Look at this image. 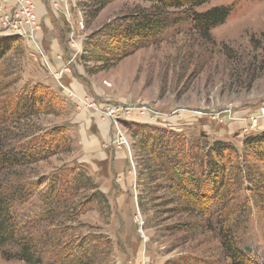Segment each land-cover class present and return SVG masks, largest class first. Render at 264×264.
<instances>
[{
    "label": "rangeland",
    "instance_id": "obj_1",
    "mask_svg": "<svg viewBox=\"0 0 264 264\" xmlns=\"http://www.w3.org/2000/svg\"><path fill=\"white\" fill-rule=\"evenodd\" d=\"M151 7L148 1L119 0L93 16L81 0H36L40 29L13 36L1 23L12 7H1L0 0V39L14 41L0 61V116L10 102L39 86L56 95L58 105L20 121L14 129L17 145L34 144L54 128L65 130L62 146L70 143V150L63 146L14 172L17 176H1L30 194L16 201L13 213L19 229L43 246L44 264L74 263V246L85 241L91 243L90 255L82 264H231L217 235L220 209L211 224L185 228L193 219L176 214L167 184L140 180L143 167L127 124L174 131L190 140L230 142L239 149L244 137L263 132L264 1L215 0L197 9H232L210 40L192 29L185 10L170 11L159 42L113 68L99 70L100 63L87 60L91 47L104 40L106 27ZM123 138L130 148L121 144ZM83 149H89L87 156ZM117 151L125 157H116L112 166ZM64 177L74 180L77 190L68 205L58 207L48 198L56 183L51 193L60 192ZM240 204L235 202V210ZM250 209L237 222L238 245L264 257V213ZM0 264L25 263L0 253Z\"/></svg>",
    "mask_w": 264,
    "mask_h": 264
},
{
    "label": "trees",
    "instance_id": "obj_2",
    "mask_svg": "<svg viewBox=\"0 0 264 264\" xmlns=\"http://www.w3.org/2000/svg\"><path fill=\"white\" fill-rule=\"evenodd\" d=\"M81 1L88 4L95 16L119 0ZM143 1H148L152 7L109 25L101 33L104 40L91 47L87 60L100 63L102 67L99 70L113 68L130 53L159 42L162 30L168 26L170 11L185 10L192 29L205 40H210L211 32L225 24L232 11L229 7H216L196 12L215 0ZM13 42L11 38L0 39V61ZM49 92L36 86L29 95H21L10 102L4 109L5 114L0 116V253L8 261L44 264L46 253L43 246L38 247L35 238L29 231H24L25 228L19 229L13 213L16 201H26L30 194L24 188L15 189L12 182L1 176L3 173L17 176L14 172L26 170L55 155L63 146L70 150L69 140L62 146L66 140L64 128H54L34 144L17 145L21 141L17 140L14 129L20 121L50 113L58 105L56 95ZM127 128L132 133L137 160L142 163L140 180L144 177L153 184L160 181L167 184L176 214H186L193 219L191 223H185V228L204 221L211 224L213 215H217L220 209L216 229L225 257L231 264H264V257L257 249L240 247L237 241L239 219L245 220L252 206L264 213V131L244 137L239 149L230 142L210 143L202 137L190 140L180 133L154 126L130 123ZM59 181L62 184L60 192L51 193L53 187L59 186L54 184L48 200L61 207L68 205L70 198H75L77 187L69 177ZM243 193L246 197H241ZM142 195L141 192L138 197L139 205L143 202ZM237 201L241 206L235 210ZM90 246V241L77 243L74 247L78 253L72 264H82V260L90 255ZM67 256L64 254L62 257L65 259Z\"/></svg>",
    "mask_w": 264,
    "mask_h": 264
},
{
    "label": "built area",
    "instance_id": "obj_3",
    "mask_svg": "<svg viewBox=\"0 0 264 264\" xmlns=\"http://www.w3.org/2000/svg\"><path fill=\"white\" fill-rule=\"evenodd\" d=\"M6 6L12 7L14 10L12 11L11 8V11L8 15H5L6 11H4L3 15L1 16L3 32H14L11 34H14L13 36H29L34 35V33L40 29V23L35 14L36 0H1V7ZM83 102L87 107H94V104L89 101ZM115 114L116 109H113L111 110V113H108V116L114 118ZM253 123L256 124L257 121L253 119ZM119 133L123 137V133L121 131H119ZM121 144H124L130 148L125 138L121 140Z\"/></svg>",
    "mask_w": 264,
    "mask_h": 264
},
{
    "label": "crops",
    "instance_id": "obj_4",
    "mask_svg": "<svg viewBox=\"0 0 264 264\" xmlns=\"http://www.w3.org/2000/svg\"><path fill=\"white\" fill-rule=\"evenodd\" d=\"M42 4V3H41ZM90 138V137H89ZM88 146V145H87ZM89 149H87L86 151L83 149L82 151H83V153H84V155L85 156H87V154L90 152V151H88ZM116 155H112V162H111V158H110V162L112 163V166H113V160L117 157V158H120V157H125V155H124V153L123 152H119V151H117L116 153H115Z\"/></svg>",
    "mask_w": 264,
    "mask_h": 264
}]
</instances>
